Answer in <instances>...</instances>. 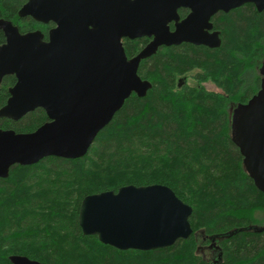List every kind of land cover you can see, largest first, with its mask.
Returning <instances> with one entry per match:
<instances>
[{
  "label": "trees",
  "instance_id": "1",
  "mask_svg": "<svg viewBox=\"0 0 264 264\" xmlns=\"http://www.w3.org/2000/svg\"><path fill=\"white\" fill-rule=\"evenodd\" d=\"M26 2L0 0V20L45 39L49 26L18 17ZM212 24L220 47H161L140 62L138 76L151 88L125 100L84 157L16 165L0 178V264H10L11 256L41 264H264V185L245 169L233 130L264 91V11L247 5L217 14ZM147 43L126 40V56ZM190 74L194 86L186 83ZM15 82L6 76L0 83V109ZM46 122L36 109L17 122L0 118V130L29 134ZM151 185L170 188L191 207L187 240L120 251L82 234L85 197Z\"/></svg>",
  "mask_w": 264,
  "mask_h": 264
},
{
  "label": "water",
  "instance_id": "2",
  "mask_svg": "<svg viewBox=\"0 0 264 264\" xmlns=\"http://www.w3.org/2000/svg\"><path fill=\"white\" fill-rule=\"evenodd\" d=\"M96 0H27L19 18L53 23L48 41L40 31L20 33L0 20L5 43L0 46V83L16 82L0 109V118L13 122L41 109L48 122L29 134L0 130V178L16 166H31L44 158L84 157L97 134L112 120L131 94L142 98L151 88L141 80L142 60L161 47L188 43L220 47L218 32L209 33L210 19L246 3L264 11V0H109L108 18L97 22ZM191 13L182 22L176 10ZM122 38L152 40L127 59ZM264 75V67H263ZM234 135L245 169L264 185V91L234 121ZM192 209L162 185L125 186L117 192L85 197L78 224L84 236L120 251H154L187 240ZM10 264H41L11 256Z\"/></svg>",
  "mask_w": 264,
  "mask_h": 264
},
{
  "label": "flooded vegetation",
  "instance_id": "3",
  "mask_svg": "<svg viewBox=\"0 0 264 264\" xmlns=\"http://www.w3.org/2000/svg\"><path fill=\"white\" fill-rule=\"evenodd\" d=\"M95 4H96V9H97V22H102V21H104L105 20V18H108V16L110 15V13H109V0H96V2H95ZM247 5H251V6H253L254 8H255V10L257 11V9H256V7H255V5L254 4H251V3H246V4H244V5H242V6H240V7H238V8H241V7H244V6H247ZM258 12V11H257ZM191 13V11L188 9V8H182V7H180V8H178L177 10H176V17H177V20H172L171 21V23H169V29H170V31H174L175 30V27H174V22H182L184 19H186L187 18V16L189 15ZM219 13H222V12H219ZM219 13H217V14H219ZM216 14V15H217ZM226 14V13H225ZM216 15H214V16H216ZM213 16V17H214ZM213 17L210 19V22L212 23L213 22ZM46 26H49V28H48V30H47V36H46V38L44 39V41H48V34H49V32L55 27V25L53 24V23H48V24H45ZM212 26H213V24H212ZM212 32H218V31H216V30H214V28H212V30L211 31H209V33H212ZM218 36H219V38H220V33L218 32ZM145 39H147L148 40V43L152 40L151 38H145ZM126 40H128V41H133V40H130V39H127V38H122L121 39V43H122V45H123V49H124V52H125V48H124V42L126 41ZM134 40H137V39H134ZM220 40H221V38H220ZM147 43V44H148ZM183 44H188V43H182V44H180L179 46H172V47H180L181 45H183ZM189 45H191V46H195V45H192V44H189ZM195 47H203V48H207V47H204V46H195ZM207 49H209V48H207ZM125 55H126V53H125ZM127 57V56H126ZM127 59L129 60V58L127 57ZM212 247L213 248H216V246H215V244L213 243L212 244Z\"/></svg>",
  "mask_w": 264,
  "mask_h": 264
},
{
  "label": "rangeland",
  "instance_id": "4",
  "mask_svg": "<svg viewBox=\"0 0 264 264\" xmlns=\"http://www.w3.org/2000/svg\"><path fill=\"white\" fill-rule=\"evenodd\" d=\"M193 76H194V74H190L188 77H186V83L188 85H191V86L196 85L194 80H193ZM203 86L209 91H215L214 85L210 82L204 83Z\"/></svg>",
  "mask_w": 264,
  "mask_h": 264
}]
</instances>
